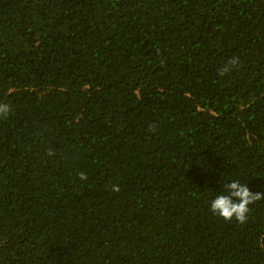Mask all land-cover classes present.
Returning a JSON list of instances; mask_svg holds the SVG:
<instances>
[{"label": "trees", "instance_id": "1", "mask_svg": "<svg viewBox=\"0 0 264 264\" xmlns=\"http://www.w3.org/2000/svg\"><path fill=\"white\" fill-rule=\"evenodd\" d=\"M0 102V264H264V0H0Z\"/></svg>", "mask_w": 264, "mask_h": 264}, {"label": "clouds", "instance_id": "2", "mask_svg": "<svg viewBox=\"0 0 264 264\" xmlns=\"http://www.w3.org/2000/svg\"><path fill=\"white\" fill-rule=\"evenodd\" d=\"M239 57L234 56L229 62V66L236 67L238 66ZM229 66H226L224 71L221 72V75L227 73L230 69ZM12 106L7 102H0V117H6ZM81 180H86L87 176L84 172L79 173ZM227 194L217 195L210 202V209L212 212L217 213L220 217L225 220H232L235 218L240 224L246 223L249 213L250 205L253 204L256 200L264 198V193H254L248 187L247 184L241 183L239 180H231L226 182ZM111 191L119 192V184H112ZM257 245L261 248H264V234L256 241Z\"/></svg>", "mask_w": 264, "mask_h": 264}]
</instances>
